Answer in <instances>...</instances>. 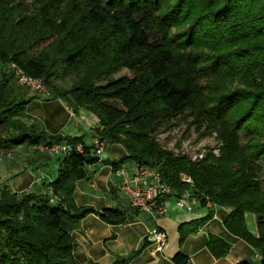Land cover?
Here are the masks:
<instances>
[{"label":"trees","instance_id":"obj_1","mask_svg":"<svg viewBox=\"0 0 264 264\" xmlns=\"http://www.w3.org/2000/svg\"><path fill=\"white\" fill-rule=\"evenodd\" d=\"M150 33L161 42H152ZM53 37L46 48L33 51ZM0 61V151L70 147L57 155L51 193L19 196L0 184V264H80L72 232L84 218L95 214L110 225L127 218L119 208L97 211L75 204L77 183L101 157L83 137L50 134L25 122L36 96L13 83L15 68L44 80L47 99H61L75 113L82 108L99 119L96 137L127 151L110 163L115 172L129 162L150 166L172 195L191 192L202 205L234 208L227 227L258 249L264 264V191L256 164L264 163V142L252 138L246 149L239 144L243 130L264 136V0H0ZM122 69L132 75L111 77ZM72 74L77 82L69 90L53 86V80ZM204 77L237 78L244 89L205 99L199 84ZM189 108L200 124L218 131L220 157L210 152L193 161L156 142L160 124ZM246 214L256 217L258 237L250 233ZM211 216L182 224L181 244ZM209 245L218 258L230 250L215 237ZM188 260L182 253L174 258L176 264Z\"/></svg>","mask_w":264,"mask_h":264},{"label":"crops","instance_id":"obj_2","mask_svg":"<svg viewBox=\"0 0 264 264\" xmlns=\"http://www.w3.org/2000/svg\"><path fill=\"white\" fill-rule=\"evenodd\" d=\"M26 114V123L37 124L50 134L83 137L88 146L94 145L92 132L100 126L99 119L93 113L82 108L75 113L61 99L36 96L27 106ZM58 156L43 147L22 146L8 152L0 151V184L19 196L51 193L50 184L58 176ZM126 156L123 145H108L101 161L88 168V177L77 183L74 199L78 207H93L97 211L119 208L127 215L126 221L119 225L107 224L95 214L84 218L72 232L73 255L77 262L116 264L117 260H124L119 264H176L175 256L182 253L189 258L187 264H237L242 261L261 264L259 250L227 227L226 221L234 211L232 207L213 203L202 205L188 192L183 196L185 203L182 206L177 205L180 196H167L163 200L164 211L160 216L153 217L130 208L118 191L121 178L110 164ZM130 164L125 165L129 167ZM210 213L212 216L207 223L188 235L181 244V225L204 219ZM246 223L250 233L258 237L256 217L246 214ZM155 229L167 235L168 243L163 251H158L155 243L148 238ZM211 237L230 246L226 256H215L209 245ZM144 242L147 245L136 254ZM214 250H218L217 244H214Z\"/></svg>","mask_w":264,"mask_h":264},{"label":"rangeland","instance_id":"obj_3","mask_svg":"<svg viewBox=\"0 0 264 264\" xmlns=\"http://www.w3.org/2000/svg\"><path fill=\"white\" fill-rule=\"evenodd\" d=\"M173 32H177L176 28ZM151 41L154 43H160L161 37L156 33H150ZM54 40L50 38L46 41L41 42L33 50L34 52H39L40 50L46 48ZM193 49H187L186 52L192 53ZM206 54H215V51L205 50ZM3 65L0 61V75L3 72ZM11 69H9L10 71ZM132 73L128 69H122L119 73L112 75L113 79H120L125 76H131ZM16 79H13V83L18 84ZM77 82V76L75 74L69 75L61 80H53V86L62 90H69ZM233 82V83H232ZM200 87L204 90L205 99H210L216 97V93L219 92L227 93L235 89L242 88L244 86L236 78L235 80L221 79L213 77H204L199 82ZM212 85L211 87H209ZM28 90V89H27ZM29 91V90H28ZM29 95L37 96L30 91ZM40 97V96H39ZM45 98V97H44ZM211 105V103H209ZM100 127V126H99ZM95 128L92 132L94 136V141L96 137L95 131L99 128ZM219 133L217 130L209 128L206 124H200L196 119V113L193 108H189L181 116L162 122L155 133L156 142L164 149L175 152L179 155H187L193 161L202 160L205 155L212 152L215 157L221 156V151L223 148V143L219 140ZM252 138H258L264 142V136L259 137L257 135H251L247 131H241L239 133V144L241 147L246 149L248 142ZM105 142V149L107 147ZM262 168V172L259 174V181L264 191V163H256Z\"/></svg>","mask_w":264,"mask_h":264},{"label":"built area","instance_id":"obj_4","mask_svg":"<svg viewBox=\"0 0 264 264\" xmlns=\"http://www.w3.org/2000/svg\"><path fill=\"white\" fill-rule=\"evenodd\" d=\"M15 78L20 86L27 88L31 93L45 98L50 96L44 80L32 78L16 68ZM94 145L96 155L102 157L105 152V142L97 138ZM45 149L52 154L62 155L68 152L70 147L56 145L51 149ZM79 149L81 150V147ZM115 174L121 178L118 191L130 208L148 213L153 217L163 213V200L167 196H173L172 189L162 181L160 172L150 166L131 162L129 167L123 165ZM182 180L192 183V180L186 176H183ZM183 196L178 197V206L185 203ZM148 238L155 243L158 251H163L168 243L166 233L159 229L152 230Z\"/></svg>","mask_w":264,"mask_h":264}]
</instances>
